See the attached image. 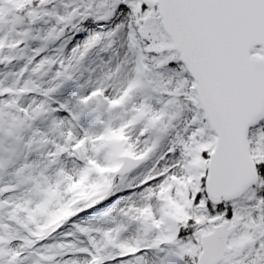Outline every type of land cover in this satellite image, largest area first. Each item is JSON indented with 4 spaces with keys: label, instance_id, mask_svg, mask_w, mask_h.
<instances>
[{
    "label": "snow or ice",
    "instance_id": "1",
    "mask_svg": "<svg viewBox=\"0 0 264 264\" xmlns=\"http://www.w3.org/2000/svg\"><path fill=\"white\" fill-rule=\"evenodd\" d=\"M0 264H264V0H0Z\"/></svg>",
    "mask_w": 264,
    "mask_h": 264
}]
</instances>
